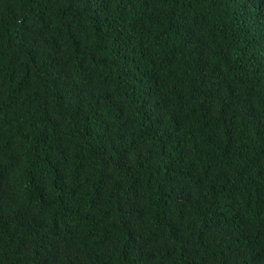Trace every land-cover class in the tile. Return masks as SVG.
<instances>
[{
    "label": "trees",
    "instance_id": "obj_1",
    "mask_svg": "<svg viewBox=\"0 0 264 264\" xmlns=\"http://www.w3.org/2000/svg\"><path fill=\"white\" fill-rule=\"evenodd\" d=\"M0 264H264V0H0Z\"/></svg>",
    "mask_w": 264,
    "mask_h": 264
}]
</instances>
